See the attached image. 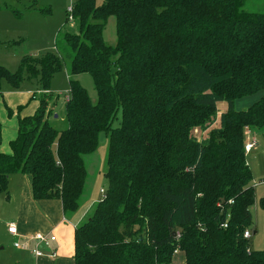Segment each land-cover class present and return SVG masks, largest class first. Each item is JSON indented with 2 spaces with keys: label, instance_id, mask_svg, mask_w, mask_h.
I'll list each match as a JSON object with an SVG mask.
<instances>
[{
  "label": "trees",
  "instance_id": "trees-1",
  "mask_svg": "<svg viewBox=\"0 0 264 264\" xmlns=\"http://www.w3.org/2000/svg\"><path fill=\"white\" fill-rule=\"evenodd\" d=\"M248 4L78 0L77 32L65 34V130L51 124L48 100L63 56L24 54L15 72L0 65V92L5 84L19 91L35 83L39 100L36 112L19 120L12 153L0 151V194H9L11 175L29 174L35 200L58 199L75 217L84 206L85 156L105 133L108 188L75 228V264H172L178 247L185 264H264V250L244 237L256 201L245 129L264 138V94L245 110L234 108L236 99L264 91V11ZM112 16L114 46L103 36ZM84 73L93 78L95 101L77 79ZM219 102L228 110L209 130ZM196 128L209 130L207 137L199 140ZM2 139L0 119V145Z\"/></svg>",
  "mask_w": 264,
  "mask_h": 264
},
{
  "label": "rangeland",
  "instance_id": "rangeland-1",
  "mask_svg": "<svg viewBox=\"0 0 264 264\" xmlns=\"http://www.w3.org/2000/svg\"><path fill=\"white\" fill-rule=\"evenodd\" d=\"M77 1L78 0H0L4 7L0 10V65L15 72L19 69L20 58L24 54L32 53L41 55L45 52L53 51L63 56V70L56 74L52 82L51 96L48 97L50 109H52V112L54 113L49 120L53 127L60 131L65 130L68 127L65 111V97L69 93L67 69L70 68L71 59L68 56L69 54L64 52V48H68L65 34L67 32H77L73 13L68 12V9L73 7ZM104 1L105 0H97V4L101 5ZM30 5H34L37 7L36 9L45 8L47 11L51 8V12L32 14L34 16L29 19L19 18L12 14L13 12L11 10L24 14ZM246 8L254 11H264V0H249L248 7ZM16 36L21 39H14ZM103 36L107 44L113 46L116 45L118 35L116 18L114 16L108 19ZM14 40H17L18 44H9ZM68 50L71 51L69 48ZM77 79L87 89L92 100L95 101L97 99V93L92 76L88 73H84L78 75ZM4 89H9V86L5 84ZM28 89H31L34 92L36 90L35 83L25 82L24 87L20 91ZM263 94L264 91H261L254 95L238 98L234 103L235 108L244 110L245 108H248L247 104H250L254 100H258ZM5 99L6 93L3 95L0 93V117L4 122V125L8 126L12 121L11 118H17V112L20 107H11L13 116L9 117L8 108L4 104ZM36 100L39 101L38 99ZM37 101L28 96L27 103H25L24 107L22 106L24 108L23 110L28 109L29 105L36 106ZM226 106H228L227 102L218 103L219 110ZM119 117H121V113H119ZM118 124L119 121H115L113 125L116 127ZM219 125V115H217L209 130L218 127ZM247 128L251 131V137L257 140L256 147L251 152L246 153L247 162L254 177L253 185L256 198L255 204L252 206L253 224L250 228L252 232L250 246L253 250L262 251L264 250V209L260 205V199L264 197V138L263 132L256 134L251 128ZM7 130L8 129L5 131L7 132ZM209 130L204 131L200 128H196L193 130V135L199 140H202L207 137ZM108 149L109 138L103 133L100 137V144L97 151L85 156L89 175L86 182L87 189L85 190L84 199L82 200V206H86L87 201L92 203L99 202L103 197L101 190H107L108 188V179L105 176L107 170ZM87 196L88 199L86 200ZM95 206L91 208L90 212L87 210L84 216H81V221L79 223L89 218ZM4 213L11 214L8 209L7 211H4ZM10 244L9 242L3 244L7 251L10 247H13V242H10ZM173 263L184 264L183 254L180 253L176 255Z\"/></svg>",
  "mask_w": 264,
  "mask_h": 264
},
{
  "label": "crops",
  "instance_id": "crops-1",
  "mask_svg": "<svg viewBox=\"0 0 264 264\" xmlns=\"http://www.w3.org/2000/svg\"><path fill=\"white\" fill-rule=\"evenodd\" d=\"M18 13L20 12L17 13L13 12L12 14L19 18L29 19L34 16L32 14H37L42 12L39 9H31V10L26 9L24 14L22 13L18 14ZM14 39H21V38H18V36H16ZM9 44L16 45L18 44V42L17 40H14L11 41ZM32 55H36V54H32ZM67 74L70 81L71 75L69 69H67ZM23 92H27V93H23ZM0 93L2 95L6 93V99L4 100V104L8 108L9 117L13 116L12 115L13 111H11V107H15V106L20 107L19 111L17 112L18 113L17 118L16 119L11 118L12 121L8 126L4 125V122L0 117L2 122V137H3L2 144L0 145V151L5 154H11L12 153L11 142L14 141L18 136L19 120L21 118H25L33 115L36 112L37 108L39 107V101L36 100L37 98H33L34 92L31 89L22 90V91L4 89V91ZM28 96L31 97V99L37 101V105L36 106L29 105L28 109L23 110L25 103H27L28 101ZM258 100H254L250 104H247V107L249 108ZM234 108H235V104H234ZM227 110H228V106L223 107L221 110H219L218 107L219 121L221 114L227 112ZM235 110L241 111L237 108H235ZM6 129H8L7 132L5 131ZM255 133L258 134V132ZM87 173H88V166H87ZM87 180H88V176H87ZM85 187L86 190L87 186ZM84 195H85V191H84ZM87 199L88 196L86 200ZM97 203L98 202L92 203L87 201L86 206H84V208L81 209L79 214H77L75 217L72 218L64 213L63 205L60 200L58 199L35 200L33 198L32 181H31V176L29 174L16 173L11 175L10 184H9V194H5V193L0 194V264H75V260H74L75 228L81 221V216H84L87 210L90 212L91 208L95 206ZM7 209L11 212V214L4 213V211H7ZM10 224H15L17 226L22 238L30 237L37 233H43V234L56 235L57 241L55 243H52L48 247L44 246L42 248L44 255L39 257L33 253V249L35 246L33 241L29 242L28 248L24 249L21 247L17 249L13 246L14 248L10 247V249L7 251L3 244H6L8 242L9 244L10 242L14 243L15 240V237L8 233V227ZM53 253H56V255L53 256ZM180 253L183 254L182 252H178L174 255V258L176 255ZM183 258L185 264L184 254H183ZM172 264L174 263L172 262Z\"/></svg>",
  "mask_w": 264,
  "mask_h": 264
},
{
  "label": "built area",
  "instance_id": "built-area-1",
  "mask_svg": "<svg viewBox=\"0 0 264 264\" xmlns=\"http://www.w3.org/2000/svg\"><path fill=\"white\" fill-rule=\"evenodd\" d=\"M68 12L73 13V7H70L68 9ZM71 18V17H70ZM70 100V93H68V95L65 97V101H69ZM246 140L247 142L245 143V152L249 153L252 151V149L257 145V140L255 138L251 137V131L247 128L246 132ZM101 193L103 194V197H105L106 194V190H101ZM102 197V198H103ZM227 225H225L226 227ZM8 233L13 235L15 237L13 246L15 248H28L29 246V242L33 241L35 246L33 249V253L36 256H43L44 252H43V247L44 246H50L52 243H55L57 241V237L56 235L53 234H43V233H37L35 235H32L30 237H24L22 238V236L19 233V230L17 228V226L15 224H10L8 227ZM244 237L247 239H251L252 237V232L250 229H247L244 233ZM179 247L175 250V254L179 252ZM56 253H53V256H55Z\"/></svg>",
  "mask_w": 264,
  "mask_h": 264
}]
</instances>
